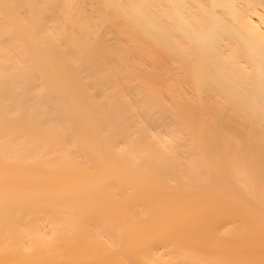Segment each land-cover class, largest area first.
Wrapping results in <instances>:
<instances>
[{"label": "bare ground", "instance_id": "6f19581e", "mask_svg": "<svg viewBox=\"0 0 264 264\" xmlns=\"http://www.w3.org/2000/svg\"><path fill=\"white\" fill-rule=\"evenodd\" d=\"M0 264H264V0H0Z\"/></svg>", "mask_w": 264, "mask_h": 264}]
</instances>
